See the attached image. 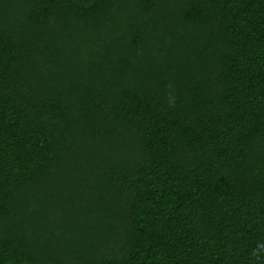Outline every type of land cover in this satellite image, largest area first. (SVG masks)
<instances>
[{"label":"trees","instance_id":"trees-1","mask_svg":"<svg viewBox=\"0 0 264 264\" xmlns=\"http://www.w3.org/2000/svg\"><path fill=\"white\" fill-rule=\"evenodd\" d=\"M261 245L264 0H0V264Z\"/></svg>","mask_w":264,"mask_h":264},{"label":"clouds","instance_id":"clouds-1","mask_svg":"<svg viewBox=\"0 0 264 264\" xmlns=\"http://www.w3.org/2000/svg\"><path fill=\"white\" fill-rule=\"evenodd\" d=\"M177 97L175 94L170 93L168 96V105L169 107H175ZM261 247H264V245H261Z\"/></svg>","mask_w":264,"mask_h":264}]
</instances>
